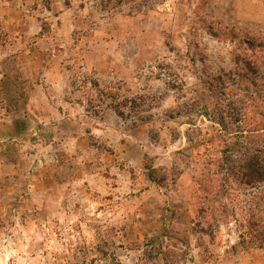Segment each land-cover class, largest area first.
<instances>
[{
  "label": "rangeland",
  "instance_id": "1",
  "mask_svg": "<svg viewBox=\"0 0 264 264\" xmlns=\"http://www.w3.org/2000/svg\"><path fill=\"white\" fill-rule=\"evenodd\" d=\"M263 57L264 0H0V264H263L264 183L192 106Z\"/></svg>",
  "mask_w": 264,
  "mask_h": 264
},
{
  "label": "trees",
  "instance_id": "2",
  "mask_svg": "<svg viewBox=\"0 0 264 264\" xmlns=\"http://www.w3.org/2000/svg\"><path fill=\"white\" fill-rule=\"evenodd\" d=\"M91 2L98 12L111 16L146 12L162 0ZM233 66L232 70L221 71L209 78L202 94L204 102L198 100L192 106L198 105L201 116L219 126L217 134L209 137L207 142L217 139L224 143L223 159L228 162L225 170L237 174L241 182L249 186L264 183V57L261 62L237 58ZM116 111L120 117L124 116L120 108ZM189 136L186 133L187 141L191 142Z\"/></svg>",
  "mask_w": 264,
  "mask_h": 264
},
{
  "label": "crops",
  "instance_id": "3",
  "mask_svg": "<svg viewBox=\"0 0 264 264\" xmlns=\"http://www.w3.org/2000/svg\"><path fill=\"white\" fill-rule=\"evenodd\" d=\"M1 78H3V75H1L0 76V80H1ZM4 78L2 79V81H0V84H4ZM46 83H43L42 81L41 82H36V87H40L41 88V93H42V96L44 97V99H46L47 101L49 100L48 99V97H49V94L48 93H46V90H48V89H46V86H44ZM35 87V88H36ZM1 93V92H0ZM2 96H4V95H1L0 96V98L2 99ZM62 117V116H61ZM263 255H264V253H263ZM263 264H264V262H263Z\"/></svg>",
  "mask_w": 264,
  "mask_h": 264
}]
</instances>
